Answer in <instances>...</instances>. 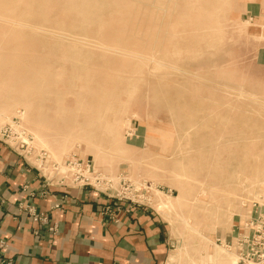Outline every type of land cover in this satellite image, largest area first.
I'll return each instance as SVG.
<instances>
[{
	"label": "rangeland",
	"instance_id": "rangeland-1",
	"mask_svg": "<svg viewBox=\"0 0 264 264\" xmlns=\"http://www.w3.org/2000/svg\"><path fill=\"white\" fill-rule=\"evenodd\" d=\"M0 144L162 219L163 264H236L264 229V0H0Z\"/></svg>",
	"mask_w": 264,
	"mask_h": 264
},
{
	"label": "crops",
	"instance_id": "crops-1",
	"mask_svg": "<svg viewBox=\"0 0 264 264\" xmlns=\"http://www.w3.org/2000/svg\"><path fill=\"white\" fill-rule=\"evenodd\" d=\"M105 203L89 188L46 187L32 164L0 144V257L13 264H163L167 224L143 207L114 221ZM28 207L43 218L33 220Z\"/></svg>",
	"mask_w": 264,
	"mask_h": 264
},
{
	"label": "built area",
	"instance_id": "built-area-1",
	"mask_svg": "<svg viewBox=\"0 0 264 264\" xmlns=\"http://www.w3.org/2000/svg\"><path fill=\"white\" fill-rule=\"evenodd\" d=\"M33 220L41 219V214H36L30 207L27 208ZM253 235V236H252ZM248 239L245 236L236 241L234 247L238 259L236 264H264V229L258 227ZM0 246H2L0 244ZM0 264H12L9 259L1 258Z\"/></svg>",
	"mask_w": 264,
	"mask_h": 264
},
{
	"label": "bare ground",
	"instance_id": "bare-ground-1",
	"mask_svg": "<svg viewBox=\"0 0 264 264\" xmlns=\"http://www.w3.org/2000/svg\"><path fill=\"white\" fill-rule=\"evenodd\" d=\"M236 259H238L237 251H236Z\"/></svg>",
	"mask_w": 264,
	"mask_h": 264
}]
</instances>
